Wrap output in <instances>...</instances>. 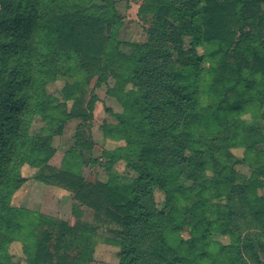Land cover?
<instances>
[{"label": "trees", "instance_id": "1", "mask_svg": "<svg viewBox=\"0 0 264 264\" xmlns=\"http://www.w3.org/2000/svg\"><path fill=\"white\" fill-rule=\"evenodd\" d=\"M138 14L149 20L147 41L122 55L108 51L110 0H0V264L11 263L14 242L27 264L51 260L50 243L56 264L93 261L98 226L40 232L49 219L11 202L22 168L49 159L33 122L53 135L93 114L94 99L83 107L72 93L78 81L66 83L61 104L47 85L77 67L105 80L118 60L131 88L105 137L124 144L102 154L106 182L60 174L75 188V217L80 207L94 212L117 264H264V0H143ZM233 147L244 148L248 175L235 169Z\"/></svg>", "mask_w": 264, "mask_h": 264}, {"label": "rangeland", "instance_id": "2", "mask_svg": "<svg viewBox=\"0 0 264 264\" xmlns=\"http://www.w3.org/2000/svg\"><path fill=\"white\" fill-rule=\"evenodd\" d=\"M110 1L113 2L117 23L112 27V38L108 51L128 55L131 53L133 45H141L147 41L149 20L138 14L143 0ZM119 63V60L113 61L111 69L106 70L105 80L99 82L96 71L81 72L77 67V72L74 73L75 76L72 79L59 77L47 85V93L54 98L57 104H61L65 102L66 83L72 84L74 80L78 81V85L73 87L72 93L74 96L82 98L83 107H86L87 103L94 99L93 114L86 124H83L79 119L67 120L62 131L53 135L42 130L47 129L44 122L39 119L33 122L31 134H39L40 138L36 139V145L39 149L48 151L49 159L44 165L45 167L24 166L22 168V175L26 181L13 196L11 202L14 207L49 219L48 223H44L40 227V232L44 230L56 235L60 223H65L70 227L78 225L81 229L98 226L95 234L93 261L89 264H117L118 248L103 242V238L107 236L106 231L100 226L91 209L80 207L78 208L80 218L75 217L73 212L75 188L71 182L61 180L60 174L67 171L71 174L78 172L86 183L106 182L109 171L103 165L106 159L102 154L124 144L122 141L116 142L106 138V128L117 123L116 115L123 111L120 96L123 91H128L131 88V85L123 83L127 72L121 71ZM66 103L67 109H69L72 100ZM244 119L250 121L249 117ZM79 140L89 144L90 147L77 146ZM74 151L80 153L82 160H86V163L80 165V161L77 160V152ZM243 151V147L229 149V152L240 161L235 169L248 175L251 168L249 163L242 161ZM113 168L120 175L127 173L122 162L117 163ZM181 184L190 185L184 180H181ZM204 184H208V180L204 181ZM155 199L158 207H162V194L157 192ZM222 242L227 243L228 239L223 238ZM52 245V243L49 244L46 252L52 259H43L36 264H56L57 256L53 254ZM75 252V249L60 250L61 254H69L70 257H74ZM10 254L12 256L10 264H27L19 242H14L10 246Z\"/></svg>", "mask_w": 264, "mask_h": 264}]
</instances>
